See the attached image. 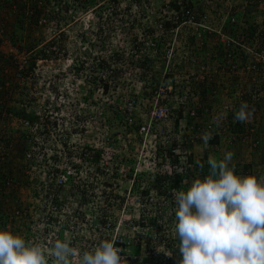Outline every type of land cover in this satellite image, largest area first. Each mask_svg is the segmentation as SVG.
Segmentation results:
<instances>
[{"label":"rangeland","instance_id":"374dc122","mask_svg":"<svg viewBox=\"0 0 264 264\" xmlns=\"http://www.w3.org/2000/svg\"><path fill=\"white\" fill-rule=\"evenodd\" d=\"M186 9L191 18L176 20ZM230 18L236 22L231 24ZM250 29L260 30L258 42L252 37L247 41L246 35L241 42L253 51L263 49L264 0H0V96L5 98L15 86L9 100L12 112L24 117L19 110L25 105L39 114L33 116L42 125L37 138L47 141L49 153L56 157L63 144L65 150L76 147L80 158L77 165L69 155L62 156L61 167L74 173L65 175L62 188L39 192L41 183L23 160L24 133L18 122L7 120L0 140V229L49 246L67 235L82 253L93 238V224L105 217L131 242L126 249L130 258H146L151 251L173 253L180 241L174 232L177 205L172 193L206 178L209 157L219 160L231 152L237 174L264 175V82H259L263 99L254 105V76L248 78L238 67V50L223 43V36L237 39ZM158 34L170 46L140 56L137 49ZM144 56L151 62L146 69L145 62L137 63ZM22 58L31 80L17 84L16 61ZM105 60L109 68L99 70ZM158 88H168L172 96L166 100L172 113L161 127L164 132L153 140L161 149L135 131L136 124L149 119ZM132 93L145 97L137 101L129 126L123 110ZM245 101L254 108L252 117L230 125ZM192 111L195 117H190ZM49 117L56 121L47 131ZM214 117L221 120L219 126L229 127L226 133L211 134L205 145L200 137ZM254 139L259 146L253 147ZM82 148L101 155L83 160ZM173 149L183 156L175 169L169 159ZM144 193L161 197L165 208L147 219V235L140 237L137 197ZM130 221L133 227L128 229Z\"/></svg>","mask_w":264,"mask_h":264},{"label":"clouds","instance_id":"9594fccd","mask_svg":"<svg viewBox=\"0 0 264 264\" xmlns=\"http://www.w3.org/2000/svg\"><path fill=\"white\" fill-rule=\"evenodd\" d=\"M253 112L242 102L234 122L249 121ZM200 138L207 145L213 137L205 132ZM232 157H209L206 178L172 193L180 241L176 264H264V175L237 174ZM121 252L112 240L81 253L67 235L49 246L0 229V264H123Z\"/></svg>","mask_w":264,"mask_h":264},{"label":"built area","instance_id":"2783aa9c","mask_svg":"<svg viewBox=\"0 0 264 264\" xmlns=\"http://www.w3.org/2000/svg\"><path fill=\"white\" fill-rule=\"evenodd\" d=\"M179 4L180 2H178V5ZM183 14L184 15H181V18L177 14V16H175V19L182 20V17H185L186 19L191 18L189 9L184 10ZM181 22L182 24H185L187 23V20H183ZM235 22H236L235 18H230L231 24ZM164 31L165 32L167 31L168 33L169 30H164ZM160 35L158 34L154 36L155 37L154 41L148 43L147 47L143 46L142 48H140V53L143 55L144 53H147L148 51H157L159 48L158 47L156 48V41L161 42L160 46H163V45L170 46V42L166 43L167 41H164L163 40L164 38ZM245 35H246V40L251 41L250 38H247L249 37L247 34H240L239 36H237V39H233L228 36H223L224 37L223 43H225L227 47H230L233 49L236 48V50H238L235 54L239 56L238 60H240V62L237 64L238 67L240 66V69H242V71H244L247 74L248 78H250L251 75L254 76L252 80H254L256 84L254 86L252 93H250L251 94L250 96L252 98L254 105L255 104L258 105L260 103V100L263 99V91L261 89V86L259 85V82L260 83L264 82L263 81L264 79L263 78L264 77V48L256 49V51L251 50V48L245 45V42L244 43L241 42L240 38L245 37ZM252 39H255V37H253ZM254 41H255V44L258 42V40H254ZM244 49H246L247 53L244 52ZM9 53H11L12 55H15V58H16V52L13 49H10ZM247 55H249V57L246 58ZM225 57L229 58L231 57V54H228V55L226 54ZM16 64L17 65H16V69L14 73L15 82L17 84H20L23 81L31 80V74L30 72H28L27 61L23 60L22 58V59L17 60ZM235 67H236L235 65H232V69H234ZM255 78H257V80ZM14 87L15 86L9 87L7 96L5 98H3L4 93H2V95L0 96V140L2 139L1 135L3 133L1 131L4 130L5 128V122L7 120L14 122V123L18 122L21 130L24 133V137L26 139L25 142L27 144L24 155H23V160L30 163V166H32V169H31L32 174L36 177V180H39V182L41 183L40 187L42 189H39L38 191L47 193V191H50V188H52L53 190H58L62 188L64 185L65 175L69 177L70 175L74 173L72 170L65 171L66 168L61 167V164L63 163V159H64V157L62 158V156L69 155V158L71 160L77 161L75 162V164L77 163L80 164V158H77L75 156L78 153V149L72 146L70 148H67V150H65L63 147V144H61V148H59L61 150L56 154V157H54V154H50L49 153L50 148H47L48 147L47 141L45 139L42 140V139L37 138L38 132L40 131V128L42 125L38 121H33L34 120L33 116L39 115V114L35 113V115H33L32 112H30V110L27 109L28 106H25V105H21V109L23 110H19V113L23 112L25 114L24 117L20 115L22 118H18V116L16 115L17 113L15 114L14 112H12L11 103L9 102V100L12 94H14ZM0 91H2L1 86H0ZM103 91H104V88H103ZM154 95L156 96L155 98H154ZM171 97H172L171 92L168 91V88H158V90L153 93L154 104L152 105V108L149 112V119L144 123H141V124L139 123L135 125V128L136 127L138 128L136 131L137 134L141 137L144 135V138H143L144 140L147 137L149 138L151 137L150 141L157 145V142L153 141L156 139V136H157L156 133L164 132L161 127L172 113L170 104H168L170 102L166 101V100H169L168 98H171ZM126 101L128 102L127 104H124V106L127 105V107H125V110H123V114L126 115V120L128 121V125L131 126L133 124L132 116H133V112L135 109L134 108L135 102L133 98L130 100L126 98L125 103ZM164 101L166 102V104L164 103ZM18 106H19V103H18ZM223 109L224 111H228L229 107L225 105ZM195 116H196L195 112L192 111L190 113V117H195ZM214 118H215V122H213ZM214 118L212 121L206 124L205 130L209 132L210 134L217 133V135H219L218 133H221V132L226 133L229 126L227 125L225 127L219 126V122L221 120L217 117H214ZM40 120H42L41 117H40ZM79 120H80V116H77V118L74 121L75 123H79ZM49 121H50V124H46L45 126V129L47 131L53 128V126L55 125L56 119L49 117ZM234 124H238V122H234V120H230V125L234 126ZM250 131L253 132L252 129ZM62 142H64V140H62ZM259 145H260V141L257 139H254L253 147H257ZM157 147L161 149L160 145L159 146L157 145ZM81 150H82L81 157L83 160H87L90 152L93 151L88 148H82ZM3 151H4V146L0 145V152H3ZM171 152L172 154L170 153L169 159L171 158L173 159V161H175L172 165L173 168L175 169L176 168L175 164L183 163V156H179L180 155L179 151L175 149H173ZM111 156H114V155H111ZM160 158L161 157H159V160ZM184 160H186V158H184ZM189 160L190 158H187L186 162L187 161L189 162ZM44 167H46V171H42ZM41 171L42 173L40 174ZM58 171L59 172L64 171V174L59 175ZM186 172L187 171L185 170L184 173L186 174ZM5 185L7 186L10 185L9 180L5 182ZM142 196H143L142 197L143 201L141 200L142 199L141 196L137 197V206L142 211V216L138 220L140 222V225H138V228L142 229L139 236L142 237L144 235L145 237L147 235L146 234L147 230L146 231L144 230L147 227L143 228V226L144 225L146 226V224L148 223L147 219H149L150 217H154L156 213L160 214L161 211L165 208V205H164V200H159L161 197L158 198V196H152V195L147 196V194L142 195ZM49 198L51 199V196H49ZM120 224L122 223L120 222ZM93 225L95 227V229H93V238L89 239V242L85 244V246L83 247L84 250L85 249L91 250L95 246H98L104 240H112L117 247L122 249L121 255L123 258V264H132L133 261L136 259H137V262L138 261L141 262L143 260L144 262L142 263H145V264H176V261L180 258L178 247L173 253L165 252V251L163 252L151 251L146 254L145 256L146 258H143L140 255L134 256V258L133 257L130 258L126 249L131 242L127 241L125 236L117 234V231L119 232V227H118L119 225H117L116 227H113L115 223L110 222V220H106L105 217L95 222ZM125 226H127L128 229H130L131 227H133V222L130 221ZM157 235H159V233L154 234L155 238L158 237ZM80 239H81V236H80ZM158 240L160 241V239ZM134 243H135L134 244L135 246L139 245L140 243L139 238H136ZM163 244H165L164 241H163Z\"/></svg>","mask_w":264,"mask_h":264},{"label":"trees","instance_id":"16d2710c","mask_svg":"<svg viewBox=\"0 0 264 264\" xmlns=\"http://www.w3.org/2000/svg\"><path fill=\"white\" fill-rule=\"evenodd\" d=\"M91 3H93V1L91 2ZM249 37H255V39L254 40H258V37L261 35V33H260V30H258V29H255V30H253V29H250V31H249V33L247 34ZM154 41V40H153ZM160 41H156V48L158 47L159 49H160ZM138 51L140 50L139 48L137 49ZM258 51V50H257ZM140 56H142V54H140ZM139 56V57H140ZM147 57L146 56H144V57H141V58H139V59H137V63L138 64H140L141 62H145L146 63V65L144 66L145 68L144 69H146L147 68V66H150L151 65V62H147ZM111 64H112V62H111ZM109 66H110V64H108V62H106V60L105 61H102L101 63H100V66H99V70H104V68H109ZM115 80H116V77L115 78H113L112 79V82H114V84L116 83L115 82ZM107 84H105V91H107V89L109 88V86H107V85H109V83L108 82H106ZM133 97H131V98H133L134 99V102H135V109L137 108V105H136V103H137V101L139 100V99H141V98H143V97H145L143 94H141V93H139V94H137V95H134L133 93L131 94ZM128 96H130V95H128ZM139 102V101H138ZM116 110V109H115ZM116 111H118V110H116ZM137 127L135 128V131H137ZM101 155V152H95V151H91L90 152V154H89V157H88V159L89 158H91L92 156H94V155ZM111 155H114L115 156V154H113V153H110ZM189 161H191V159L189 160ZM175 161H172V159H170V163H171V165H173V163H174ZM207 169L209 170V167H207ZM142 193V192H141ZM146 193H144V194H142V195H145Z\"/></svg>","mask_w":264,"mask_h":264},{"label":"crops","instance_id":"0c3cea01","mask_svg":"<svg viewBox=\"0 0 264 264\" xmlns=\"http://www.w3.org/2000/svg\"><path fill=\"white\" fill-rule=\"evenodd\" d=\"M264 134V133H263ZM263 139H264V135H262Z\"/></svg>","mask_w":264,"mask_h":264}]
</instances>
